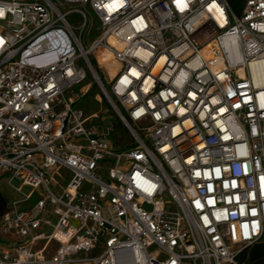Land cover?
<instances>
[{
  "label": "built area",
  "instance_id": "built-area-1",
  "mask_svg": "<svg viewBox=\"0 0 264 264\" xmlns=\"http://www.w3.org/2000/svg\"><path fill=\"white\" fill-rule=\"evenodd\" d=\"M0 11V187L40 189L0 217V264H253L239 258L264 249V0ZM92 83L127 146L75 108Z\"/></svg>",
  "mask_w": 264,
  "mask_h": 264
},
{
  "label": "rangeland",
  "instance_id": "rangeland-1",
  "mask_svg": "<svg viewBox=\"0 0 264 264\" xmlns=\"http://www.w3.org/2000/svg\"><path fill=\"white\" fill-rule=\"evenodd\" d=\"M89 81L90 79L87 78L86 83H89ZM92 84L93 87L91 91L88 92L75 104V108L83 111L86 117H90L94 114H98L99 117L105 118L104 120L101 119L100 121L103 125H107L109 124V122H111L115 128V136H114L115 145H117L118 147L127 146L132 142L128 131L121 123V121L118 119V117L115 115V113L110 108L108 103L105 101L103 95L97 89L96 85L94 83ZM77 89L78 87L75 88L74 91L76 92ZM116 118L120 121V123H118ZM1 183L2 185L0 187V191H2L9 198L10 202L22 200L21 195L13 192L10 188H8L4 180H2ZM83 188L84 190H87L89 188V185H85ZM23 192L31 193V198L28 201H21L16 206V208L18 211H30L36 206V203L39 198L40 189L33 190L31 187H24ZM0 245L4 246V244L1 242Z\"/></svg>",
  "mask_w": 264,
  "mask_h": 264
},
{
  "label": "trees",
  "instance_id": "trees-1",
  "mask_svg": "<svg viewBox=\"0 0 264 264\" xmlns=\"http://www.w3.org/2000/svg\"><path fill=\"white\" fill-rule=\"evenodd\" d=\"M226 1L234 13L239 14L241 12L244 0H226ZM117 121L118 123H120L118 119ZM9 206H10L9 198L2 191H0V217H2L7 212ZM263 255H264V249L261 246H254L253 248L244 251L239 259L240 260L247 259L253 264H260L259 259Z\"/></svg>",
  "mask_w": 264,
  "mask_h": 264
},
{
  "label": "bare ground",
  "instance_id": "bare-ground-1",
  "mask_svg": "<svg viewBox=\"0 0 264 264\" xmlns=\"http://www.w3.org/2000/svg\"><path fill=\"white\" fill-rule=\"evenodd\" d=\"M97 62L106 68L109 77H113L117 72L118 65L117 63L111 58V56L107 52L101 51L96 56Z\"/></svg>",
  "mask_w": 264,
  "mask_h": 264
},
{
  "label": "snow or ice",
  "instance_id": "snow-or-ice-1",
  "mask_svg": "<svg viewBox=\"0 0 264 264\" xmlns=\"http://www.w3.org/2000/svg\"><path fill=\"white\" fill-rule=\"evenodd\" d=\"M3 13H2V11H0V15H2Z\"/></svg>",
  "mask_w": 264,
  "mask_h": 264
}]
</instances>
